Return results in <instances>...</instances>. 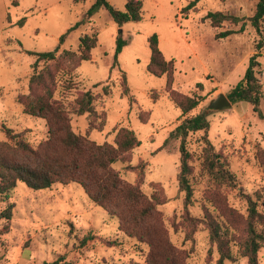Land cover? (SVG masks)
Returning a JSON list of instances; mask_svg holds the SVG:
<instances>
[{
  "label": "rangeland",
  "instance_id": "1",
  "mask_svg": "<svg viewBox=\"0 0 264 264\" xmlns=\"http://www.w3.org/2000/svg\"><path fill=\"white\" fill-rule=\"evenodd\" d=\"M108 1L125 10L127 0ZM190 1L143 0V20L122 26L107 10H101L60 47V37L82 21L95 0H0V154L10 155L3 144L15 148L23 141L37 148L49 138L47 122L25 114L19 103L29 95L34 73L36 57L28 53L77 52L81 36L98 33L92 61L57 75L54 99L69 111L73 131L98 144L115 145L121 128L133 130L140 146L131 152L129 161L117 162L113 168L124 181L136 185L140 169L135 167L144 163V180L139 185L142 192L151 201L155 197L166 201L157 206L161 226L151 245L120 230L118 218L94 203L77 183L36 191L18 182L8 200L0 197V212L14 205L11 221L0 222L1 230L9 228L0 237V264H164L159 242L176 248L183 264H218L220 252L211 240V221L220 226L234 259L225 264H248L242 253L248 218L246 195L259 199L264 221V121L253 105L241 102L231 110H214L208 117L209 139L234 174V187L214 181L207 169L204 132L187 138L194 189L188 209L177 180L180 140L170 141L164 149L162 145L185 118L208 110L213 99L237 86L256 52L261 55L257 77L264 94V20L261 32L250 21L259 0H201L198 11L185 18L181 11ZM210 12H222L240 21L213 28L206 19ZM23 18L26 22L21 26ZM228 30L237 33L216 38ZM154 34L165 58L173 61V88L201 99L186 115L165 92L166 78L147 70L151 58L148 39ZM117 41L125 46L115 64ZM259 43L262 48L257 49ZM45 67L54 69V63L41 62L38 70ZM124 74L128 96L122 93ZM106 86L112 92L107 97L103 91ZM86 91L96 97L98 116L94 123L104 125L100 130L90 128L88 114L75 113L76 101ZM261 109L264 113V97ZM5 129H11L16 137L10 138ZM259 264H264V248L259 252Z\"/></svg>",
  "mask_w": 264,
  "mask_h": 264
},
{
  "label": "trees",
  "instance_id": "2",
  "mask_svg": "<svg viewBox=\"0 0 264 264\" xmlns=\"http://www.w3.org/2000/svg\"><path fill=\"white\" fill-rule=\"evenodd\" d=\"M85 1V0H76ZM201 0H192L181 11L188 18L190 13L198 11ZM101 10H107L114 22L122 26L128 22H141L143 20V0H127L125 10H119L108 0H95L84 15L81 22L69 29L59 39L60 47L66 42L67 37L79 27L92 22V19ZM206 19L211 22L213 28H220L225 22L239 23L240 19L222 12H210ZM264 20V0H259L256 11L250 18L252 25L261 32V22ZM26 18L19 21L22 26ZM243 29H241L242 31ZM237 32L228 30L216 35L217 39H223ZM78 51L64 49L60 55L58 50L35 53L33 65L34 73L29 80L30 93L19 99L23 112L27 115L41 118L47 122L49 138L42 142L37 148H31L23 141L17 142L15 148L3 144L9 156L0 154V197L8 200L12 190L18 182L24 183L30 189L41 191L51 188L55 184L77 183L84 189L86 195L98 206L102 207L110 215L117 217L120 222V230L131 237L147 240L151 245L153 236L160 230V214L157 206L165 204L166 201L158 200L156 197L149 200L142 192L140 184L144 180V163L135 167L140 169L138 184L132 185L124 181L119 173L113 168L117 162L129 161L131 152L140 146L141 142L135 132L128 128H121L115 138V145L104 143L98 144L81 134L73 131L71 116L63 105L54 99L57 75L72 72L78 69L84 61H92V51L97 47L98 33L84 34L78 40ZM148 44L151 52L150 63L147 70L150 74L162 78L165 77L167 84L165 92L170 100L183 112L184 115L196 109L201 102L199 97H190L178 92L173 88L175 68L173 61H168L160 49V41L156 34L150 36ZM262 43L257 49L262 48ZM125 43L117 41L115 64ZM260 53L256 52L249 62V67L244 78L226 96L235 105L248 102L253 105V110L261 120L264 121V113L261 103L264 97L263 86L257 74L260 67L258 58ZM41 62L54 63V69L45 67L38 70ZM116 66V65H115ZM64 67V69H62ZM123 95L128 96L130 89L124 74ZM104 96L111 95L109 86L104 87ZM96 97L91 91L80 94L76 101L77 115L88 114L91 117L90 128L101 129L102 126L95 125L97 112L94 108ZM214 110H206L195 116L185 118L164 141L162 148H166L170 141L180 140L179 152L181 154L180 172L177 175L180 191L185 193L184 205L188 209L193 203L194 189L191 184V159L186 143L191 133L204 132L205 143L204 154L207 169L214 181L229 186L236 182L234 174L229 170V165L221 153H216L209 139L210 122L209 115ZM143 122H147L142 119ZM10 138H15L11 129H5ZM264 154V153H263ZM248 204V218L246 223V236L243 243L242 253L248 259V264H259V252L264 248V221L258 210L259 199L245 196ZM261 198V197H259ZM262 205L264 206V199ZM14 205H8L0 212V222L11 221ZM211 240L219 248L220 258L218 264H225L227 260L233 261L228 248V241L221 228L214 222L208 224ZM8 225L0 229V237L7 233ZM157 246L162 247V259L164 264H183L182 254L168 242H159ZM154 255V253H153Z\"/></svg>",
  "mask_w": 264,
  "mask_h": 264
},
{
  "label": "water",
  "instance_id": "3",
  "mask_svg": "<svg viewBox=\"0 0 264 264\" xmlns=\"http://www.w3.org/2000/svg\"><path fill=\"white\" fill-rule=\"evenodd\" d=\"M233 104L229 101L226 95L220 94L213 99L209 105L210 110H231Z\"/></svg>",
  "mask_w": 264,
  "mask_h": 264
}]
</instances>
